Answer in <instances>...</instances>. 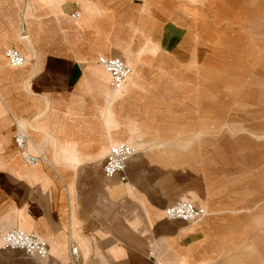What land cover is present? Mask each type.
<instances>
[{"label":"crops","instance_id":"crops-1","mask_svg":"<svg viewBox=\"0 0 264 264\" xmlns=\"http://www.w3.org/2000/svg\"><path fill=\"white\" fill-rule=\"evenodd\" d=\"M204 18L196 0H0V264H70V242L86 264H228L255 244L264 264V147L208 110L209 85L185 69L219 48ZM102 58L130 67L120 90ZM16 123L49 164L24 163ZM121 144L136 151L127 183L103 173ZM184 201L203 223L165 218ZM16 229L51 257L2 250Z\"/></svg>","mask_w":264,"mask_h":264},{"label":"rangeland","instance_id":"rangeland-1","mask_svg":"<svg viewBox=\"0 0 264 264\" xmlns=\"http://www.w3.org/2000/svg\"><path fill=\"white\" fill-rule=\"evenodd\" d=\"M196 1L205 16L201 26L204 38L211 37L219 48L202 50L199 65L185 67L186 73L198 76L204 85L206 82L209 85L202 99L205 104L210 102L208 110L234 132L246 129L244 136L254 141L255 147H264V0ZM172 57L189 58L178 53ZM221 134L223 138H236L228 129ZM181 137L192 139V134L186 132ZM258 227L264 231L262 216L257 219ZM256 255L261 256L258 244L246 255L227 261L228 264H252Z\"/></svg>","mask_w":264,"mask_h":264},{"label":"built area","instance_id":"built-area-1","mask_svg":"<svg viewBox=\"0 0 264 264\" xmlns=\"http://www.w3.org/2000/svg\"><path fill=\"white\" fill-rule=\"evenodd\" d=\"M77 16L79 14L75 13L72 18ZM5 58L12 68H21L26 63L24 55L15 49L6 50ZM99 65L110 76L113 91L120 90L131 74L130 67L119 59L102 58L99 60ZM13 139L27 166H38L42 163L49 164L47 157L36 146L31 144L29 133L19 123H16ZM135 155V150L125 144L111 147L105 158L104 175L107 178L119 175L121 176V181L127 183V164ZM164 216L169 221H182L188 225H199L207 217V210L203 206L184 201L168 207L164 212ZM1 243V249L4 251H21L28 257L41 259H49L51 257L48 243L37 234H26L18 229L12 230L2 237ZM69 259L70 264H86L79 247L71 242L69 244Z\"/></svg>","mask_w":264,"mask_h":264},{"label":"bare ground","instance_id":"bare-ground-1","mask_svg":"<svg viewBox=\"0 0 264 264\" xmlns=\"http://www.w3.org/2000/svg\"><path fill=\"white\" fill-rule=\"evenodd\" d=\"M79 16H80V15H79ZM79 16H77L76 18H78ZM9 66H10V65H9ZM10 67H11V66H10ZM23 67H24V66H23ZM31 144L34 145V144L32 143V141H31ZM34 146H35V145H34ZM135 152H136V151H135ZM207 217H208V213H207ZM207 217H206V218H207ZM206 218H205V219H206ZM205 219H204V221H205ZM204 221H203V222H204Z\"/></svg>","mask_w":264,"mask_h":264}]
</instances>
